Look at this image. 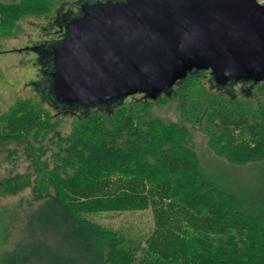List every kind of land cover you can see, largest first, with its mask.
<instances>
[{"label":"trees","instance_id":"1","mask_svg":"<svg viewBox=\"0 0 264 264\" xmlns=\"http://www.w3.org/2000/svg\"><path fill=\"white\" fill-rule=\"evenodd\" d=\"M16 2L0 4V28L17 14L35 13L29 0ZM205 73L192 71L175 83L179 123L145 116L153 104L141 94L144 101L133 106L123 102L129 97L65 104L63 112L73 108L82 116L60 136L56 118L16 100L0 119V143L21 146L27 167L3 178L0 192L27 189L17 206L34 212L22 228L7 227L0 264H264V102L227 101L204 89ZM48 80L42 92L57 102ZM190 126L205 134L215 155L253 166L240 183L204 173ZM148 209L150 231L127 223L111 228L90 217ZM12 228H20L14 239Z\"/></svg>","mask_w":264,"mask_h":264},{"label":"water","instance_id":"2","mask_svg":"<svg viewBox=\"0 0 264 264\" xmlns=\"http://www.w3.org/2000/svg\"><path fill=\"white\" fill-rule=\"evenodd\" d=\"M79 9L48 58L49 89L70 107L134 94L155 99L192 71H209L221 87L264 80L257 0H121Z\"/></svg>","mask_w":264,"mask_h":264},{"label":"rangeland","instance_id":"3","mask_svg":"<svg viewBox=\"0 0 264 264\" xmlns=\"http://www.w3.org/2000/svg\"><path fill=\"white\" fill-rule=\"evenodd\" d=\"M29 1L32 3L35 13L17 14L9 28H0V34H4L0 35V119L9 111L16 100H30L36 103L42 111L58 120L56 128L60 136H65L71 132L73 121L82 116V112L70 111L73 108H67L68 112H63V107L66 105L48 100L42 89L50 71L48 66L49 48L54 42L62 38L58 22L63 23L64 19L69 20L70 15L77 14L80 4L86 0ZM109 1L121 0H87L86 2L93 4ZM257 2L264 6V0H257ZM13 3H17L16 0H0V4ZM211 78L212 75L209 71H206L201 77V84L204 89L216 93L227 101L248 103L253 107H258L260 103L264 102V80L245 83L229 80L224 86L218 88L216 85H212ZM174 86L166 95L165 102L162 103L163 96L161 97V94L152 99L153 105L147 110L145 116L160 120L163 123H179L181 121L179 104L175 98V93L172 91ZM128 97L123 101L127 106H133L144 101L141 94ZM54 99L57 100L55 97ZM190 129L192 146L205 174L214 175L216 173L228 179L230 177L233 183L234 181L240 183L241 179L245 178L249 169L253 167L252 165L230 164L222 157L214 154L208 146L205 134L200 129H194L191 126ZM53 149L54 147H52ZM12 151L15 152L12 153ZM26 167L27 161L21 146L16 142L0 143V181L15 173L25 172ZM28 192L25 189L13 196H3L0 192V256L5 253L3 243L7 240V227H12L11 223L15 222L16 226L22 228L23 223L27 224L25 222L26 215L29 217L34 212V210H22L24 207L17 206L18 202L27 197ZM117 211L119 210L102 211L90 217L100 225L111 228H117L126 223L143 231H150L154 228L153 213L150 209L133 213H118ZM17 231L13 229L10 238L14 239ZM8 247L10 246L8 245ZM36 250L37 248L34 247L31 251L35 252ZM12 252L14 251L12 250Z\"/></svg>","mask_w":264,"mask_h":264},{"label":"flooded vegetation","instance_id":"4","mask_svg":"<svg viewBox=\"0 0 264 264\" xmlns=\"http://www.w3.org/2000/svg\"><path fill=\"white\" fill-rule=\"evenodd\" d=\"M87 1V0H86ZM85 1V2H86ZM82 3H84V2H82ZM81 3V4H82ZM80 4V5H81ZM79 8H80V6H79ZM75 15V17H81V13H80V9H79V12L77 13V14H74ZM74 17V18H75ZM68 20H66V19H64L63 20V23H61L60 21L58 22V26L61 28L60 30H61V32H62V37H63V35H64V33L66 32V22H67Z\"/></svg>","mask_w":264,"mask_h":264}]
</instances>
